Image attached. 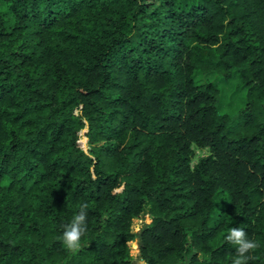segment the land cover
<instances>
[{
  "label": "trees",
  "instance_id": "1",
  "mask_svg": "<svg viewBox=\"0 0 264 264\" xmlns=\"http://www.w3.org/2000/svg\"><path fill=\"white\" fill-rule=\"evenodd\" d=\"M231 227L264 264V0H0V264H232Z\"/></svg>",
  "mask_w": 264,
  "mask_h": 264
},
{
  "label": "rangeland",
  "instance_id": "2",
  "mask_svg": "<svg viewBox=\"0 0 264 264\" xmlns=\"http://www.w3.org/2000/svg\"><path fill=\"white\" fill-rule=\"evenodd\" d=\"M199 83L213 82L221 90V100H220V114L235 115L240 109L245 105L246 91L241 88L240 80L235 78L229 82L225 81L220 75H199L197 77ZM84 140L82 145H84ZM195 152V158L193 159L192 165H196L200 159L208 156L210 154L208 149H201L196 146L193 147ZM150 223V217L148 214L141 215L134 220L132 230L135 234H138L142 228ZM131 255L133 257V264H145L140 257V245L139 241L135 240L129 243Z\"/></svg>",
  "mask_w": 264,
  "mask_h": 264
},
{
  "label": "clouds",
  "instance_id": "3",
  "mask_svg": "<svg viewBox=\"0 0 264 264\" xmlns=\"http://www.w3.org/2000/svg\"><path fill=\"white\" fill-rule=\"evenodd\" d=\"M87 208L86 203L82 204L79 213L73 216L69 224L63 226L62 241L67 249L72 252L80 249L81 240L87 233ZM225 239L228 243L237 246L232 264H249L250 261L255 259L252 253L260 245L256 240L249 238L243 227H231Z\"/></svg>",
  "mask_w": 264,
  "mask_h": 264
}]
</instances>
